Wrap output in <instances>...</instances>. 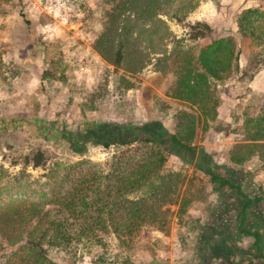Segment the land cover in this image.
I'll list each match as a JSON object with an SVG mask.
<instances>
[{"label":"trees","instance_id":"obj_1","mask_svg":"<svg viewBox=\"0 0 264 264\" xmlns=\"http://www.w3.org/2000/svg\"><path fill=\"white\" fill-rule=\"evenodd\" d=\"M99 1L102 31L94 42V50L112 66L118 80L125 83V91L131 89V84L123 78L121 69L136 73L150 54H158L154 40L162 38L156 24L161 23L166 31L161 17L182 26L186 40L193 47H177L157 61L162 73L170 68L174 79L168 94L188 110L175 113L172 134L157 123L145 126L146 135L135 137L124 133L135 127L96 125L86 130V136L96 135L107 149L111 145L115 147L105 168L87 160L67 166L61 172L59 186H52L46 193L40 190L34 198L18 200L11 193L0 192V264H138L133 249L139 234L145 228L165 232L172 216L178 224L183 222L193 202L201 198H198L200 192L194 194L188 190L183 170L170 169L168 157L174 149L175 155L184 158L181 159L184 166L194 160L193 142L202 120L203 124H213L211 135L215 137L232 131L237 124L242 143L230 150V165L240 168L258 161L264 173V104L257 115L244 114L237 118L231 109L223 107L226 98L217 88L228 82L233 91L254 83L264 73V0H250L251 6L236 14L232 28L229 27L233 37L220 36L213 23L186 21L201 1L219 5V0ZM245 49L250 50V55L242 67L240 55ZM221 111L226 115L221 117ZM133 145L137 146L132 148ZM48 162L45 151L34 149L21 156L20 162L11 161L10 166L36 171L44 170ZM197 166L210 178L213 191L226 194L235 190L247 199L248 209L257 203L262 214L259 224H264L263 186L259 187L260 198L253 199L240 190V179L211 169L207 162L199 160ZM58 168L54 163L46 170L54 176ZM13 182L18 188L24 185L28 189L20 177L16 176ZM171 207H176V211ZM203 227L201 221H196L186 233L194 231L199 237L206 233L202 232ZM239 235L253 238L251 247L256 256L244 261L248 252L232 246L225 253L237 254L240 259L229 264H264V237L258 231L249 233L243 228L237 230L234 240ZM204 236L200 238L204 239L203 243H212L213 235ZM209 245V251L216 252V245Z\"/></svg>","mask_w":264,"mask_h":264},{"label":"rangeland","instance_id":"obj_2","mask_svg":"<svg viewBox=\"0 0 264 264\" xmlns=\"http://www.w3.org/2000/svg\"><path fill=\"white\" fill-rule=\"evenodd\" d=\"M250 2L219 0V5H215L211 1H201L186 21L213 23L220 36L233 37L229 27L232 28L237 13L251 6ZM101 18L99 0H0V192L11 193L18 200L28 196L34 198L40 190L46 193L52 186H59L61 172L67 166L87 160L105 168L115 147L111 145L107 149L98 142L96 135L86 136V132L96 125L117 124L127 129L157 123L172 134L176 125L175 113L188 110L168 94L174 79L170 68L162 73L157 61L177 47H193L186 40L182 26L168 17H161L166 31L161 23L156 24L162 38L154 40L158 54H150L136 73L121 69L123 78L131 84V89L125 91V83L118 80L112 66L94 50V42L102 31ZM142 48L144 51V42ZM249 55V49L242 51V67L246 66ZM263 74L254 83L236 87L233 91L228 82L218 85L226 98L223 107L231 109L237 118L244 114L257 115L264 104ZM221 113V117L226 115L225 111ZM212 125L209 122L203 124L202 120L197 127L193 142L196 156L193 161H188V165L184 166V158L175 155L174 149L169 151L170 169L183 170L188 179V190L194 194L200 192L198 198H201L193 202L183 222L178 224L172 216L165 232L145 228L139 234L133 249L138 264H229L240 259L237 254L227 256L225 252L229 246L248 252L244 261L256 256L251 248L252 238L239 235L241 241L246 239L240 247L235 245L237 240L230 243L229 239L241 227L236 213L226 209H235L234 202L229 199L230 205L220 204V197L211 188L210 178L197 163L199 160L207 162L211 169L240 179L241 188L255 199L260 198L259 187L263 186L264 194L261 164L252 161L240 168L232 167L228 154L233 146L242 143L236 131L238 125L216 137L211 135ZM155 135L151 137L155 138ZM34 149L48 155L49 162L44 170L28 168L22 171L19 166H10L11 161L20 162L21 156ZM54 163L59 168L51 176L46 169ZM16 176L28 185V189L24 185L18 188L13 182ZM176 209L171 207L173 212ZM214 218L225 221L217 240L220 242L217 246L222 247L216 252L206 249L204 239H200L205 238L204 235H214L216 228L211 226ZM196 221L202 222V232L206 229L199 237L194 231L186 233ZM214 243L215 240L211 246ZM113 252L118 255L115 247Z\"/></svg>","mask_w":264,"mask_h":264},{"label":"crops","instance_id":"obj_3","mask_svg":"<svg viewBox=\"0 0 264 264\" xmlns=\"http://www.w3.org/2000/svg\"><path fill=\"white\" fill-rule=\"evenodd\" d=\"M199 158H200V156H198V159ZM239 183H240V190L242 192L246 193L247 195H249L248 192H245V190H243L241 188L242 187L241 186L242 182L240 181ZM216 193L220 197V201H221L220 204L224 203V204L230 205L229 204L230 203L229 199H231V201L234 202L235 209H234V207H232V208L231 207H227L226 209L236 213L235 215L237 216V218L239 219V222H240V226H241L240 228H242V226H245V229H243V230H246L249 233H253L254 231H258L260 236L264 237V224H262V222L259 224V221L262 218V214H261V212L259 211V209L257 207V203H255L254 207L252 206V207H250L248 209V208L245 207L247 199L245 200L244 197L239 196L235 190L226 191V194H224L223 192H220V193L216 192ZM249 196L254 199L253 196H251V195H249ZM241 217L244 219L243 221L241 220ZM213 222L214 223L211 222V226L215 227L216 229L214 230L215 233L212 236V240L213 241H211V242H214V240H215V242H216V243H214V245H216L215 248L217 249V247H218V249H219V246H217L218 245L217 243L219 241H217V240L221 236L220 229L225 226L224 225L225 221L224 220H218L217 218H214ZM246 228H248V229H246ZM204 230L206 232L205 228H204ZM217 230H218V232H216ZM209 233L211 234V232H209ZM235 233H237V231H235ZM229 240H230V243H234V237L230 238ZM235 240H237V242L235 243V245L237 247H240V244H242L241 242H243L244 240L246 241V239H242V241H241V239L239 237L237 239H235ZM209 244H212V243H209ZM205 246H206V249H209V245L208 244H205ZM229 247H231V246H229ZM251 248L249 250H251Z\"/></svg>","mask_w":264,"mask_h":264},{"label":"flooded vegetation","instance_id":"obj_4","mask_svg":"<svg viewBox=\"0 0 264 264\" xmlns=\"http://www.w3.org/2000/svg\"><path fill=\"white\" fill-rule=\"evenodd\" d=\"M99 131H101L100 129H99ZM92 132V131H91ZM124 133H126V134H130L132 137H135V136H141V135H146V132H144V127L143 128H139V129H134V130H132V131H127V132H124Z\"/></svg>","mask_w":264,"mask_h":264}]
</instances>
